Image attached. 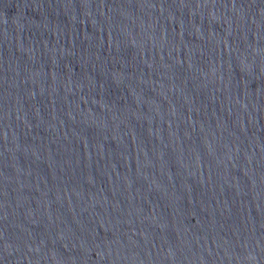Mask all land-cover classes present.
Instances as JSON below:
<instances>
[{
    "label": "water",
    "instance_id": "obj_1",
    "mask_svg": "<svg viewBox=\"0 0 264 264\" xmlns=\"http://www.w3.org/2000/svg\"><path fill=\"white\" fill-rule=\"evenodd\" d=\"M0 264H264V0H0Z\"/></svg>",
    "mask_w": 264,
    "mask_h": 264
}]
</instances>
